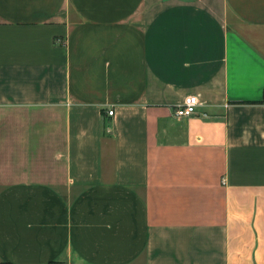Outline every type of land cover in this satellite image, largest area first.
<instances>
[{"label":"crops","instance_id":"1","mask_svg":"<svg viewBox=\"0 0 264 264\" xmlns=\"http://www.w3.org/2000/svg\"><path fill=\"white\" fill-rule=\"evenodd\" d=\"M0 264H264V0H0Z\"/></svg>","mask_w":264,"mask_h":264},{"label":"built area","instance_id":"2","mask_svg":"<svg viewBox=\"0 0 264 264\" xmlns=\"http://www.w3.org/2000/svg\"><path fill=\"white\" fill-rule=\"evenodd\" d=\"M199 105V99L197 96L190 95L186 97L183 103L174 108V113L176 116L182 117H190L195 114L196 108ZM109 115H113V111L110 110Z\"/></svg>","mask_w":264,"mask_h":264}]
</instances>
